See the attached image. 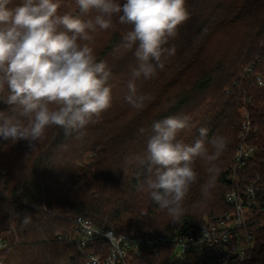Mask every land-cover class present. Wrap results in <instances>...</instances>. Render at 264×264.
Instances as JSON below:
<instances>
[{
  "label": "trees",
  "instance_id": "1",
  "mask_svg": "<svg viewBox=\"0 0 264 264\" xmlns=\"http://www.w3.org/2000/svg\"><path fill=\"white\" fill-rule=\"evenodd\" d=\"M60 4L59 14L85 18L75 0ZM186 7L190 18L167 45L175 47V54L162 57L164 67L155 76L135 81L138 93L149 97L141 109L125 100L132 69L138 66L135 47H124L130 29L114 20L111 29H98L90 42L97 59L111 68L112 104L86 127L83 138L66 139L63 130L53 126L35 151L24 140H0V264H86L80 247L67 240L77 236L73 222L79 215L124 233L170 230L186 219L201 223L222 214L228 210L227 175L244 121L245 140L255 149L248 177L261 175L264 185V0H186ZM0 111H10V106L0 100ZM175 115L190 118L189 128L177 140L192 144L203 127L209 139L223 135L228 141L206 199L200 185L208 178L207 165L196 161L198 181L179 222L137 187L145 167L135 160L146 153L153 123ZM64 144L67 150L61 148ZM25 214L31 222L22 226ZM108 250L101 240L87 248L102 255ZM130 258L135 264H170L171 251L162 246ZM248 264H264V191Z\"/></svg>",
  "mask_w": 264,
  "mask_h": 264
},
{
  "label": "clouds",
  "instance_id": "2",
  "mask_svg": "<svg viewBox=\"0 0 264 264\" xmlns=\"http://www.w3.org/2000/svg\"><path fill=\"white\" fill-rule=\"evenodd\" d=\"M75 3L85 18L59 14L60 0H0V100L10 106V111H0V140H24L35 151L53 126L62 129L66 139L83 138L86 127L112 104L111 68L97 59L90 42L98 29H111L114 20L130 29L123 37L124 47H135L138 66L132 69L125 100L141 109L149 97L138 93L136 79L151 78L163 69L162 57L175 54L174 46L167 47L169 40L190 18L186 0ZM189 126L187 115L154 122L145 155L135 157L145 167L137 187L173 222L185 214V200L198 181L196 161L207 165L208 178L200 185L206 199L220 172L218 158L228 146L223 135L209 139L203 127L194 143L177 140ZM61 148L67 150L68 145ZM30 222L25 214L21 225ZM88 259L95 264L96 258Z\"/></svg>",
  "mask_w": 264,
  "mask_h": 264
},
{
  "label": "built area",
  "instance_id": "3",
  "mask_svg": "<svg viewBox=\"0 0 264 264\" xmlns=\"http://www.w3.org/2000/svg\"><path fill=\"white\" fill-rule=\"evenodd\" d=\"M260 85L261 77H257ZM248 121L243 122L240 142L227 175L231 183L225 195L228 210L201 223L189 219L172 229L132 230L118 233L114 229L96 226L90 219L77 216L74 226L77 236L67 240L77 244L86 264H126L127 256L139 255L148 249L168 247L170 264L177 254L178 264H248L254 246V225L261 214L264 185L262 176L248 177V165L255 149L245 138ZM62 238V237H60ZM105 241L109 250L105 255L87 251L95 241Z\"/></svg>",
  "mask_w": 264,
  "mask_h": 264
},
{
  "label": "rangeland",
  "instance_id": "4",
  "mask_svg": "<svg viewBox=\"0 0 264 264\" xmlns=\"http://www.w3.org/2000/svg\"><path fill=\"white\" fill-rule=\"evenodd\" d=\"M173 257H174V258L172 259V263H171V264H178V262H177V260H176V258H177V254L174 253ZM127 262H128L129 264H135V261H133L129 256H127Z\"/></svg>",
  "mask_w": 264,
  "mask_h": 264
}]
</instances>
